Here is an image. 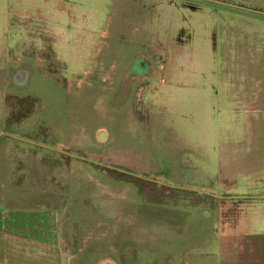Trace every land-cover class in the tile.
Segmentation results:
<instances>
[{"label": "rangeland", "instance_id": "obj_1", "mask_svg": "<svg viewBox=\"0 0 264 264\" xmlns=\"http://www.w3.org/2000/svg\"><path fill=\"white\" fill-rule=\"evenodd\" d=\"M0 147L68 264H218L250 198L212 194H264V0H0Z\"/></svg>", "mask_w": 264, "mask_h": 264}, {"label": "crops", "instance_id": "obj_2", "mask_svg": "<svg viewBox=\"0 0 264 264\" xmlns=\"http://www.w3.org/2000/svg\"><path fill=\"white\" fill-rule=\"evenodd\" d=\"M2 151L0 147V155ZM3 167L0 160V264H68L71 256L60 235V207L46 202L43 190L30 196V179L23 169L15 170L13 187L4 188L9 181L3 179ZM212 195L250 198L244 201L246 208L235 211L233 224L215 229L218 264H264V194Z\"/></svg>", "mask_w": 264, "mask_h": 264}, {"label": "water", "instance_id": "obj_3", "mask_svg": "<svg viewBox=\"0 0 264 264\" xmlns=\"http://www.w3.org/2000/svg\"><path fill=\"white\" fill-rule=\"evenodd\" d=\"M143 59V58H142ZM146 59L147 58H145V61H146ZM144 60V59H143ZM142 60V61H143ZM141 61V62H142ZM144 62V61H143ZM148 62H149V64H148V66H146V67H149L150 65H151V62H150V60L148 59ZM141 66V65H140ZM142 66H144L143 64H142ZM137 68H141L142 69V72H140L141 74H143V75H145L146 74V72L144 73V67L142 68V67H139V66H137V65H130V67H129V71L130 72H132V71H136V72H138L139 73V70H137ZM70 154H72V153H70ZM73 155H75V154H73ZM76 156H78V155H76ZM78 157H80V158H82V159H85V160H88V161H91V162H93V163H96V164H99V165H101V166H105V167H109V168H112V169H115V170H118V171H122V172H126V170L125 169H122V168H119V167H115V166H112V165H109V164H106V163H103V162H100V161H97V160H94V159H91V158H87V157H84V156H78ZM128 172V171H127ZM130 173V172H129ZM192 190H197V191H200V192H204V193H207V194H212V193H209V192H207V191H203V190H200V189H193L192 188Z\"/></svg>", "mask_w": 264, "mask_h": 264}, {"label": "flooded vegetation", "instance_id": "obj_4", "mask_svg": "<svg viewBox=\"0 0 264 264\" xmlns=\"http://www.w3.org/2000/svg\"><path fill=\"white\" fill-rule=\"evenodd\" d=\"M129 74H131L132 72L128 71Z\"/></svg>", "mask_w": 264, "mask_h": 264}, {"label": "trees", "instance_id": "obj_5", "mask_svg": "<svg viewBox=\"0 0 264 264\" xmlns=\"http://www.w3.org/2000/svg\"><path fill=\"white\" fill-rule=\"evenodd\" d=\"M112 169V168H111ZM112 170H115V169H112ZM118 171V170H117ZM120 172H122V171H120ZM126 173V172H125Z\"/></svg>", "mask_w": 264, "mask_h": 264}]
</instances>
